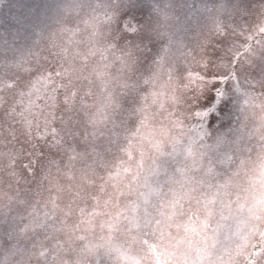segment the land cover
<instances>
[{"label": "clouds", "instance_id": "1", "mask_svg": "<svg viewBox=\"0 0 264 264\" xmlns=\"http://www.w3.org/2000/svg\"><path fill=\"white\" fill-rule=\"evenodd\" d=\"M0 264H264V0H0Z\"/></svg>", "mask_w": 264, "mask_h": 264}, {"label": "trees", "instance_id": "2", "mask_svg": "<svg viewBox=\"0 0 264 264\" xmlns=\"http://www.w3.org/2000/svg\"><path fill=\"white\" fill-rule=\"evenodd\" d=\"M223 102L217 104L215 101V97L209 99L205 105L206 109H214V111L209 112V116L207 117V125L208 127L215 131L217 128L221 127V124L225 123L224 119H221V109H222ZM227 128L224 127V130H227L231 125L227 124Z\"/></svg>", "mask_w": 264, "mask_h": 264}, {"label": "rangeland", "instance_id": "3", "mask_svg": "<svg viewBox=\"0 0 264 264\" xmlns=\"http://www.w3.org/2000/svg\"><path fill=\"white\" fill-rule=\"evenodd\" d=\"M213 97L214 96H210L208 98V100L212 99ZM221 111H222L221 112V116H222L221 119H224L225 123L221 124V127L217 128L215 131L224 130V127L227 128V126H228L227 124L231 125L233 120H234V114H233V111H232V106H231V103L229 101L223 102Z\"/></svg>", "mask_w": 264, "mask_h": 264}]
</instances>
